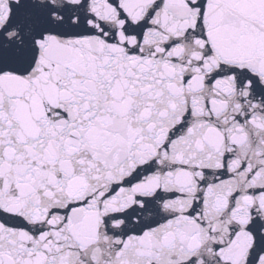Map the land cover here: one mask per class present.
Segmentation results:
<instances>
[{
  "label": "snow or ice",
  "instance_id": "obj_1",
  "mask_svg": "<svg viewBox=\"0 0 264 264\" xmlns=\"http://www.w3.org/2000/svg\"><path fill=\"white\" fill-rule=\"evenodd\" d=\"M0 264H264V0H0Z\"/></svg>",
  "mask_w": 264,
  "mask_h": 264
}]
</instances>
